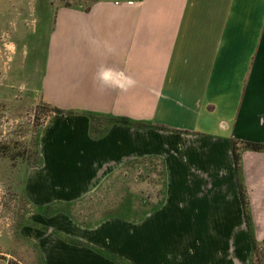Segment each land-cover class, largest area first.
Returning <instances> with one entry per match:
<instances>
[{"label": "crops", "instance_id": "crops-1", "mask_svg": "<svg viewBox=\"0 0 264 264\" xmlns=\"http://www.w3.org/2000/svg\"><path fill=\"white\" fill-rule=\"evenodd\" d=\"M46 33L32 88L73 114L42 124V165L22 180L29 205L84 202L135 160L162 161L165 198L140 221L32 214L21 234L42 264H115L101 253L130 264H264V152L241 154L249 230L230 146L264 145V0L59 3ZM89 114L152 128L113 124L92 139Z\"/></svg>", "mask_w": 264, "mask_h": 264}, {"label": "rangeland", "instance_id": "rangeland-1", "mask_svg": "<svg viewBox=\"0 0 264 264\" xmlns=\"http://www.w3.org/2000/svg\"><path fill=\"white\" fill-rule=\"evenodd\" d=\"M86 1L0 0V264H42L38 249L21 234L32 214L51 217L43 213L46 207L30 206L21 190L25 171L36 162L39 131L51 115L31 75L43 64L54 9ZM161 173L156 159L131 161L84 202L51 208L85 225L108 217L140 221L162 200Z\"/></svg>", "mask_w": 264, "mask_h": 264}, {"label": "trees", "instance_id": "trees-1", "mask_svg": "<svg viewBox=\"0 0 264 264\" xmlns=\"http://www.w3.org/2000/svg\"><path fill=\"white\" fill-rule=\"evenodd\" d=\"M49 113L51 115H70L73 113L70 112H65L62 111L56 107H51L49 106ZM89 119H90V137L92 139H99L101 138L107 131V129L113 125V124H121V125H125V126H130V127H134V128H152V125H147V124H143V123H134L131 122L127 119L124 118H113V117H109V116H96V115H92L89 114L88 115ZM230 146H231V153H232V160H233V164H234V168H235V172H236V177H237V187H238V194H239V198H240V202H241V207H242V211H243V215H244V220L245 223L248 227V229L250 230V226H251V217H250V210H249V199H248V194L246 191V188L244 186L242 177H241V154L243 151H253V152H264V145L262 144H258V143H252V142H246V141H236V140H230ZM35 156H36V162L33 164V166L31 167H40L42 165V160L41 157L39 155V151H38V147L36 145V149H35ZM161 166H162V173H161V177H162V181H163V194H162V200L160 201V203L152 210H156L158 209L164 202V198H165V178H164V167H163V163L161 161ZM51 207H54V209H56L58 206L57 205H52V206H47L43 211V213L47 216H52L54 215V209H52ZM52 209L49 212H47L48 209ZM151 211V210H149ZM147 211V212H149ZM145 212L144 215L147 213ZM56 214V213H55ZM64 241L68 242L72 245L75 246H82V247H88L90 248L89 245L78 241V240H74V239H70V238H65L64 237ZM253 242V239H252ZM94 249V248H92ZM96 250V249H94ZM100 253V251H97ZM103 254L106 258H108L110 261L114 262L115 264H130L127 261L113 256V255H108V254Z\"/></svg>", "mask_w": 264, "mask_h": 264}, {"label": "clouds", "instance_id": "clouds-1", "mask_svg": "<svg viewBox=\"0 0 264 264\" xmlns=\"http://www.w3.org/2000/svg\"><path fill=\"white\" fill-rule=\"evenodd\" d=\"M121 76H123V73H120ZM105 81H107L109 79V74L108 73H105L104 76L102 77ZM124 79L127 81V85L128 87H132L134 86V81L132 80L131 77H124ZM117 88H119L120 86L117 85L116 86Z\"/></svg>", "mask_w": 264, "mask_h": 264}, {"label": "built area", "instance_id": "built-area-1", "mask_svg": "<svg viewBox=\"0 0 264 264\" xmlns=\"http://www.w3.org/2000/svg\"><path fill=\"white\" fill-rule=\"evenodd\" d=\"M129 3H131V2H129Z\"/></svg>", "mask_w": 264, "mask_h": 264}]
</instances>
